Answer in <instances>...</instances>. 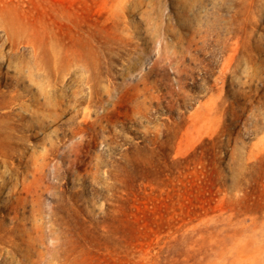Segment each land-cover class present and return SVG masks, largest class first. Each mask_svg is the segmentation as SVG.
Returning a JSON list of instances; mask_svg holds the SVG:
<instances>
[{
    "label": "rangeland",
    "instance_id": "rangeland-1",
    "mask_svg": "<svg viewBox=\"0 0 264 264\" xmlns=\"http://www.w3.org/2000/svg\"><path fill=\"white\" fill-rule=\"evenodd\" d=\"M0 96V264H264V0H0Z\"/></svg>",
    "mask_w": 264,
    "mask_h": 264
},
{
    "label": "bare ground",
    "instance_id": "bare-ground-1",
    "mask_svg": "<svg viewBox=\"0 0 264 264\" xmlns=\"http://www.w3.org/2000/svg\"><path fill=\"white\" fill-rule=\"evenodd\" d=\"M20 81H21V80H20ZM21 83H22V81H21ZM27 83H29V82H27ZM94 88H95V87H94ZM94 90H95V89H94ZM20 92H21V91H20ZM5 93H6V92H5ZM17 93H18V92H17ZM18 94H19V93H18ZM1 95H2V94H1ZM5 95H6V94H5ZM9 95H10V94H9ZM22 96H24V95L22 94ZM0 97H1V96H0ZM3 97H4V94H3ZM3 97H1V98H3ZM7 97H8V96H7ZM18 97H19V95H18ZM1 98H0V99H1ZM9 98H12V97H9ZM13 98H14V97H13ZM16 98H17V97H16ZM19 98H21V97H19ZM5 99H6V96H5ZM14 99H15V98H14ZM2 100H3V99H1L0 101H2ZM3 101H4V100H3ZM3 101H2V102H3ZM6 101H7V100H5V102H6ZM13 101H15V100H13ZM2 102H0V103H2ZM9 103H10V99H9ZM3 104H5V103H3ZM3 104H2V105H3ZM0 107H1V106H0ZM9 112H10V111H9ZM24 113H25V112H24ZM5 114H6V113H5ZM7 114H8V113H7ZM12 114H13V113H12ZM3 115H4V114H3ZM14 115H16V113L13 114V116H14ZM23 115H24V114H23ZM25 115H26V114H25ZM6 116H7V115H6ZM6 116H5V117H6ZM21 116H22V115H21ZM0 117H1V115H0ZM2 117H4V116H2ZM2 117H1V118H2ZM9 117L11 118L10 114H9ZM9 117H7V118L9 119ZM15 118H16V117H15ZM8 119H6V120H8ZM19 119H20V118H19ZM6 120H3V121L6 122ZM7 122H9V121H7ZM4 124H5V123H4ZM6 124H7V123H6ZM9 124H10V123H9ZM4 126H6V125H4ZM1 127H3V126H1ZM9 127H10V126H9ZM10 128L12 129V127H10ZM5 129H8V127H7V128H4V130H5ZM13 129H14V128H13ZM1 130H2V129H1ZM10 131H13V130H9L8 132L10 133ZM4 132H5V131H4ZM6 132H7V131H6ZM13 132H14V131H13ZM6 134H7V133H6ZM7 135H8V134H7ZM13 135H15V134H13ZM7 137H8V136H7ZM5 139L7 140L8 138H5ZM5 139L3 138L2 140H5ZM12 140H13V139H12ZM13 141H15V140H13ZM0 142H1V143H0V145H1V144H2V141H0ZM9 142H10V140H9ZM15 142H16V141H15ZM3 143H5V142H3ZM7 143H8V142H7ZM10 143H11V142H10ZM10 143H9V144H10ZM16 144H17V143H16ZM3 145L5 146V144H3ZM11 146H12V145H11ZM11 146H10V147H11ZM14 146H15V144H14ZM0 147H2V146H0ZM6 147H7V145H6ZM11 148H12V147H11ZM5 149H8V148H5ZM14 150H15V149H14ZM7 151H8V150H7ZM9 151H10V150H9ZM9 151H8V152H9ZM5 152H6V151H5ZM3 153H4V151H3ZM9 153H10V152H9ZM10 154H12V152H11ZM13 154H14V152H13ZM4 155H5V154H4ZM7 155H8V154H7ZM5 156H6V155H5ZM10 156H11V155H10ZM10 156H6V157H10ZM0 157H1V156H0ZM6 157H5V158H6ZM4 161H6V160H4ZM0 173H1V172H0ZM2 176L4 177V175H2ZM2 176H1V177H2ZM3 179H5V178H3ZM1 180H2V179H1ZM6 180H7V179H5L4 181L6 182ZM1 182H2V181H1ZM8 182H10L9 179H8ZM0 184H1V183H0ZM4 184H5V183H4ZM7 184H8V183H7ZM7 184H6V185H7ZM8 185H9V184H8ZM8 185H7V186H8ZM10 185H11V184H10ZM12 185H13V184H12ZM2 187H3V186H2ZM16 191H17V190H16ZM24 191H25V190H24ZM24 191H23V192H24ZM2 203H3V202H2ZM10 209H11V208H10ZM12 210H13V209H12ZM20 210H21V209H20ZM10 211H11V210H10ZM75 218H76V216H75ZM77 218H78V217H77ZM57 219H58V218H57ZM71 219H72V216H71ZM63 220H64V219H63ZM65 220H66V219H65ZM67 220H68V219H67ZM70 221H71V220H70ZM72 221H74V220H72ZM58 222H59V220H58ZM61 222H62V221H61ZM65 222H66V221H65ZM75 222H76V221H75ZM63 223H64V222H63ZM67 223H68V222H66V224H67ZM73 224H74V223H73ZM64 225H65V224H64ZM64 225H63V226L61 225V226L64 227ZM77 225H78V224H77ZM71 226H72V225H71ZM66 227H67V226H66ZM73 227H75V226H73ZM77 227L79 228V225H78ZM77 227H75V228H77ZM6 229H7V228H6ZM6 229H5V230H6ZM65 229H66V228H65ZM79 229H80V228H79ZM2 230H3V229H2ZM5 230H4V231H5ZM10 230H12V229H10ZM6 231H9V230L7 229ZM64 231H65V230H64ZM73 231H74V230H73ZM77 231H78V230H77ZM0 233H1V232H0ZM10 233H11V232H10ZM64 233H65V232H64ZM74 233H76V232H74ZM74 233H73V234H74ZM8 234H9V233H8ZM59 234H60V233H59ZM68 234H69V233H68ZM71 234H72V233H71ZM63 235H64V234H63ZM9 236H10V234H9ZM9 236H8V237H9ZM61 236H62V235H61ZM72 236H73V235H72ZM0 237H1V235H0ZM6 237H7V236H6ZM12 237H13V236H12ZM12 237H11V238H12ZM57 237H58V236H57ZM3 238H4V239H3ZM3 238H0V239H1V240H2V239L5 240V237H3ZM11 238H10V239H11ZM61 238H62V237H61ZM65 238H67V237H65ZM8 239H9V238H8ZM69 239H71V238H69ZM69 239H68V240H69ZM75 239H76V238H75ZM78 239H79V238H78ZM6 240H7V239H6ZM6 240H5V241H6ZM12 240H13V238H12ZM76 240H77V239H76ZM76 240H75V241H76ZM66 241H67V240H66ZM78 241H79V240H78ZM3 242H4V241H3ZM7 242H8V241H7ZM64 242H65V241H64ZM67 242H68V241H67ZM67 242H66V243H67ZM73 242H74V241H73ZM71 243H72V241H71ZM75 243H76V242H75ZM68 244H70V240H69V243H68ZM58 245H62V248H63V244H58ZM65 245H66V244H65ZM74 245H75V244H74ZM66 246H68V245H66ZM69 246H70V245H69ZM72 246H73V245H72ZM76 246H77V245H76ZM79 246H80V245H79ZM59 247H60V246H59ZM64 247H65V246H64ZM62 248H61V249H62ZM66 248H67V247H66ZM73 248H76V247H73ZM73 248H72V250L76 252L77 250H74ZM78 248H80V247H78ZM78 248H77V249H78ZM64 249H65V248H64ZM68 249H70V248H68ZM68 249L65 250V254H67V257L65 256L66 258H68V254H70V252H71V251L69 252ZM70 250H71V249H70ZM78 250H79V249H78ZM63 251H64V250H63ZM73 251H72V252H73ZM72 252H71V256L73 255ZM78 252H79V251H78ZM62 254L65 255L64 252H63ZM78 254H81V253H78ZM56 255H57V254H56ZM63 255H62V256H63ZM75 255H77V254L75 253ZM54 256H55V255H54ZM69 256H70V255H69ZM78 256H79V255H78ZM60 257H61V256H60ZM75 257H76V256H75ZM75 257H74V259H73V258H72V259L75 260ZM47 258H48V257H47ZM63 258H64V257H63ZM61 259H62V258H61ZM70 259H71V257H70ZM58 260H59V258H58ZM64 260H65V259H64ZM73 260H72V262H70L69 260H68V261H69L70 264H71V263H73ZM66 261H67V260H66ZM68 261H67V262H68ZM75 261H76V260H75ZM58 262H60V261H58ZM62 262H63V261H62ZM56 263H57V262H56ZM75 263H77V261H76ZM67 264H68V263H67Z\"/></svg>",
    "mask_w": 264,
    "mask_h": 264
}]
</instances>
